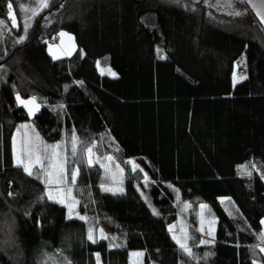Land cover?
<instances>
[{"label":"trees","instance_id":"16d2710c","mask_svg":"<svg viewBox=\"0 0 264 264\" xmlns=\"http://www.w3.org/2000/svg\"><path fill=\"white\" fill-rule=\"evenodd\" d=\"M237 1L224 10L202 0H48L41 10L40 0H11L13 26L10 0H0V264H97V254L99 264H129L132 249L155 264L264 262V25ZM61 31L75 49L53 59ZM17 93L36 97L39 111L30 117ZM29 118L67 157L87 220L69 219L13 163L12 135ZM109 161L123 170L120 193L101 191ZM175 191L204 202L216 222L212 243L190 242L193 256L169 234Z\"/></svg>","mask_w":264,"mask_h":264},{"label":"snow or ice","instance_id":"6c2138e0","mask_svg":"<svg viewBox=\"0 0 264 264\" xmlns=\"http://www.w3.org/2000/svg\"><path fill=\"white\" fill-rule=\"evenodd\" d=\"M251 3V0H249ZM9 9V19L12 20L13 26H18L15 21L14 14L12 12L13 5L10 2L7 5ZM45 7H48V0H40V8L41 10ZM252 7L256 10V16L259 18V21L262 25H264V0H261V6H257L256 4H252ZM235 15H240L241 13H234ZM38 15V13L35 10H32V15L29 17V19L33 18L34 16ZM4 21L0 20V25H3ZM29 25H26L24 28V31L27 32V28ZM61 37L67 35L66 33L61 32L59 34ZM25 39V37H21V40ZM69 39H72V37H69ZM49 50L51 52V46L49 47ZM70 54V53H66ZM59 56L55 55L53 53V59H58ZM100 62L97 61V67L99 68ZM101 74L107 73L108 75L112 76L113 78L116 77V73H114L110 68L108 69H100ZM246 77H240V79H244ZM238 82L234 78V83ZM82 83V82H80ZM16 101L18 105L23 106L28 110L29 116L35 115L37 111L40 109V105L37 103L36 97H31L29 99H23L19 93L16 94ZM63 107V106H61ZM30 125L25 124L21 125V128L27 129L29 128ZM19 131V129H18ZM25 142L24 145L20 149L15 148V139H14V152H15V164L17 167H22L23 170L29 175H36L37 179H41L43 183L46 185V192L45 196L48 200H52L57 203L65 204V206L68 208V218L71 219L73 218V214L75 213V216L81 220H87L86 216H81L78 212H75L76 206L79 204V201H77L73 196H72V189L71 188H62L59 187V185L65 184L67 182L68 178V173L66 171V165L68 163L67 157L63 156L62 153L58 152L57 149L60 148V145H45L44 150L45 151H51V155H48L46 157L41 158V156L36 155L34 151L32 150L31 147V138L27 137V133H25ZM37 140H39V136L37 134L36 137ZM77 137L73 133L72 136V155L75 157L77 155ZM93 147L90 146L87 147L84 151V155L87 158V164L89 166H92L93 163L95 162L93 159ZM39 148V145H37V149ZM105 159L111 160L112 157H106ZM46 160L47 167H45V164L43 161ZM38 166V172L39 174H36L34 172V169H36ZM138 166H134V169ZM242 169V174L245 175H251V172L247 171V166H240ZM79 175V168H73L70 172L71 176V182L75 184L77 176ZM264 178V177H262ZM147 180V176L145 177ZM53 185H56L57 187H53ZM102 189L104 191H120L122 192V188H117V189H112L105 187L101 185ZM178 191V190H177ZM9 195H12V193H9ZM42 197L41 199H43ZM224 199H230V198H224ZM185 207H188V205H185ZM207 208V205H201V209ZM153 214L154 215H159V213L153 209ZM203 220H201V230L203 231ZM264 224V221L261 222ZM175 226H170L169 231H172ZM183 231V230H182ZM100 232V238L101 239H108L106 235L103 233V229L99 230ZM209 235H214L213 231L210 229L208 232ZM261 240H264V232L260 234ZM88 239L92 241L93 243L96 242V239L94 238V229L89 228L88 231ZM173 239L176 240V243L179 245L180 249L187 254L188 256H193L192 249L187 246V244L181 239L178 238L177 236H173ZM213 241L210 240H201L202 244H207V243H212ZM112 246H117V245H112ZM261 252H264V248H260ZM134 257H142L144 254L142 252H134L131 254ZM66 260V258H65ZM66 264H71L70 261L66 260ZM97 264H99V254H97Z\"/></svg>","mask_w":264,"mask_h":264},{"label":"rangeland","instance_id":"374dc122","mask_svg":"<svg viewBox=\"0 0 264 264\" xmlns=\"http://www.w3.org/2000/svg\"><path fill=\"white\" fill-rule=\"evenodd\" d=\"M202 1L209 3L211 5H214L216 7L223 8L224 10H230V8L233 7L232 6L233 2H238L237 0H202ZM246 1H248L250 7L255 11V13H256V10L252 7V4H256L257 6H261V0H251V3L249 2V0H246ZM241 10H245V7L237 6V12L241 13ZM66 34H67L68 38L72 37L71 35H69V33H66ZM70 42L72 43L71 44L72 45V51L70 53H72V52H74V49H75L73 37H72V39H70ZM60 43L61 42H60L59 38L57 39V37L55 38L54 41L49 43L48 51L51 55H53V53L55 55H57V53L54 51V46H59ZM50 46H51V52L49 50ZM101 68H103V69L110 68L114 73H116V71L110 66H99L98 71L100 73H101V71H100ZM105 74H107V73H105ZM234 78L236 81L239 80V78L236 77V74H234ZM234 78H233V82H234ZM27 112H28V110H27ZM25 124L30 125V127L27 129L21 128V125H25ZM18 129H19V131H18ZM25 133H27V137L31 138V147H32V150L34 151V153L36 155L41 156V158L46 157L48 155H51V151L49 152V151L44 150V146L47 145V143L45 142V140L42 138V136L38 132L33 120L31 118H29V119H26L24 121L19 122L18 127L15 129V131L12 135V141H11L12 143L11 144H12V161H13V163H15L14 139L16 142L15 148L18 150L24 145V142L26 139ZM37 134L39 136V140L36 139ZM37 145H39L38 149H37ZM57 151L62 153L60 148L57 149ZM43 163L46 165L47 161L44 160ZM134 165H136V164L132 163V167H134ZM45 167H47V166H45ZM106 167L110 173L112 180H111L110 185H103V186L108 187V188H112V189L122 188V184H121L122 183V176H123L122 168L119 166H116V164H114L110 161L108 162V165ZM37 168H38V166H37ZM53 187H57V186L53 185ZM59 187H62L65 189L71 188L70 183L68 181L65 184L59 185ZM101 191L106 192V193H120V191H104L102 189V187H101ZM177 193L178 192L175 191V203L179 207V219L175 224L169 225V227L175 226L172 231H169L171 238L173 239L174 235L177 236L178 238H181L187 244L188 247H189V244L191 241L198 240L197 234L200 235L202 240H212L213 235H209L208 232L211 229L214 233L215 228H216V222H215L214 217L208 215V213L206 212L207 208L201 209V205H205V203L200 202V201L192 202V201H187V200L186 201H178ZM71 194L73 196V193H71ZM185 205H188V207H185ZM75 212H78L81 216H85L82 212L79 211V209H77V207L75 208ZM73 217H76L75 213L73 214ZM201 220H203V222H204L203 223V231L201 230ZM168 230H169V228H168ZM174 241L176 242V240H174ZM260 248H264V245L261 246ZM134 252H142L144 254V251L142 249L130 250L129 255H128L129 264H155L152 261L146 262L144 260V255L142 257H139V258L132 256L131 254ZM262 254L264 255V252H262ZM254 264H264V262L256 261Z\"/></svg>","mask_w":264,"mask_h":264},{"label":"crops","instance_id":"0c3cea01","mask_svg":"<svg viewBox=\"0 0 264 264\" xmlns=\"http://www.w3.org/2000/svg\"><path fill=\"white\" fill-rule=\"evenodd\" d=\"M61 32L67 33L65 31H61ZM61 32H59V34ZM59 34L57 35V39L59 38L61 43H60L59 46H54V51L57 53V56H59V57L70 56L73 53V52L70 53L72 51V45H71L72 43L70 42V39L68 38L67 35L61 37ZM66 52L70 53V54H66ZM51 56L53 57V55H51ZM25 99H29V98H25Z\"/></svg>","mask_w":264,"mask_h":264}]
</instances>
